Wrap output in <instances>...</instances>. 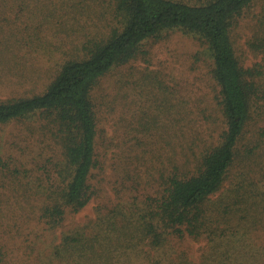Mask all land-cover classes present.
Listing matches in <instances>:
<instances>
[{"label": "rangeland", "instance_id": "obj_1", "mask_svg": "<svg viewBox=\"0 0 264 264\" xmlns=\"http://www.w3.org/2000/svg\"><path fill=\"white\" fill-rule=\"evenodd\" d=\"M263 17L257 0L230 36L240 66L264 87ZM120 23L113 0H0V104L45 93L66 62L87 60ZM213 68L207 44L168 31L99 78L89 94L96 128L90 200L60 219L45 216L71 177L54 117L1 124L0 264H264L261 101L205 203L208 229L167 236L158 247L145 231L169 181L195 176L226 131Z\"/></svg>", "mask_w": 264, "mask_h": 264}, {"label": "trees", "instance_id": "obj_2", "mask_svg": "<svg viewBox=\"0 0 264 264\" xmlns=\"http://www.w3.org/2000/svg\"><path fill=\"white\" fill-rule=\"evenodd\" d=\"M256 1L207 0L190 5L179 0H113L115 17L122 23L107 41L89 48L87 60L66 62L42 95L0 104V125L46 113L64 134L71 177L60 203L48 208L45 216L60 219L66 208L78 212L90 200L88 179L95 165L96 128L89 94L96 81L133 60L144 42L168 31H180L197 37L212 52V74L220 87L226 131L195 176L169 181L164 194L154 200L156 212L148 215L145 231L158 247L167 236L186 233L197 237L208 229L211 216L205 203L219 191L235 159L251 110L259 101L264 105V87L255 81L253 71L240 66L230 36L242 11ZM260 24L263 42L258 49L264 64V17Z\"/></svg>", "mask_w": 264, "mask_h": 264}]
</instances>
